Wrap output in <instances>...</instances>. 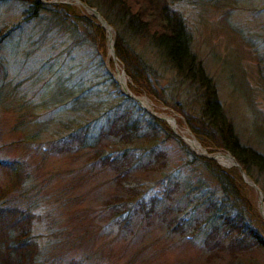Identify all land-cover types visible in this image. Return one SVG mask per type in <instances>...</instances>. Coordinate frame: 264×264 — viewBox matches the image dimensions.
<instances>
[{
	"label": "rangeland",
	"instance_id": "rangeland-1",
	"mask_svg": "<svg viewBox=\"0 0 264 264\" xmlns=\"http://www.w3.org/2000/svg\"><path fill=\"white\" fill-rule=\"evenodd\" d=\"M78 1L38 0L42 4L69 5L75 9V14L89 22L94 20L100 27L86 5ZM171 6L183 17L191 33L192 51L214 82L218 102L239 141L264 153V139L257 132V127L263 125L260 116L264 114V93L255 86L258 84L250 52L252 44L259 50L264 49V0H177L171 2ZM25 11V7L16 2L0 3V28L17 23L20 27L0 51V162L18 163L19 171L28 177L20 191H26L30 197L34 195L33 203L39 204L28 229L30 241L38 252L37 264H234L231 256L220 254L212 257L204 253L197 239L190 241L168 234L161 221V207L151 208L149 205L150 196L160 190L157 186L159 169L162 173L172 172L168 182L172 200L176 202L178 195L183 197L181 189L190 178L182 166L183 153L187 151L197 155L171 130L162 116L173 117L177 129L187 132L197 141L188 123L193 128L205 127L198 123L195 92L177 87L174 73L155 65L152 53L146 49L143 51L137 42L135 51H142L143 60L154 64V70L146 86L141 87V83L134 85L125 76L114 53L112 56L113 44L111 56L108 55V38L111 37L112 43L115 38V29L111 27L109 33L100 27L103 30L101 39L90 32L82 47L72 46L67 52L69 42L57 33L49 32L48 39L41 43V17L25 19ZM83 28L84 31L88 29L86 25ZM58 57L59 60L55 61ZM52 59L53 62L65 60L61 74L73 70V77H82L85 86L91 77L96 76L91 78L90 85L93 84L94 88L89 94L97 101L106 99L105 90L113 93L107 84L102 83L106 76L116 85L118 93L126 97L113 75L116 69L119 70L127 93L134 98L146 99L151 111L164 119L165 122L159 121L177 139V143L166 140L160 131L156 134L155 143L148 146L142 143L138 149L129 148L135 151L128 152V158L131 153L134 157L140 156L136 168L129 170L128 174H112L108 166L93 163L90 157L76 150L42 146L41 139L34 143L25 142L27 134L35 132V126H39L36 122L50 112L41 109L46 106L41 105L44 84L41 77ZM98 60L102 61L98 76L95 72V76H91L94 62ZM136 91L140 93L136 94ZM132 101L149 114V110L143 109L134 99ZM68 116L72 114H65L63 118ZM98 117L91 131L93 134L99 126L105 125L104 117ZM206 145L209 153L200 147L209 157L215 153H227L209 142ZM72 146H77V142L74 141ZM208 160L222 169H235L225 168L213 159ZM140 166H152V170L143 172ZM10 174L0 165V195L3 197L0 200L19 206L22 198L15 190ZM232 178L236 185L233 196L239 200L244 219L248 222V215L254 211L264 223L259 209L260 199L264 203L263 195L253 182L259 181L264 188L262 177L251 170L247 178L258 190L245 183L238 172ZM137 181L152 187L143 188L146 189V196L141 201L145 204L143 208L129 206L137 195L129 194L128 186ZM201 211L198 208L195 212L197 218ZM243 258L254 264L264 262L259 250H253Z\"/></svg>",
	"mask_w": 264,
	"mask_h": 264
},
{
	"label": "trees",
	"instance_id": "trees-1",
	"mask_svg": "<svg viewBox=\"0 0 264 264\" xmlns=\"http://www.w3.org/2000/svg\"><path fill=\"white\" fill-rule=\"evenodd\" d=\"M173 1L177 0H81L86 7L93 8L107 26L115 29L113 53L122 65L125 76L134 85L141 83V87L146 86L154 70V64L143 60L142 51H135L137 42L144 48L143 51L152 53L155 65L174 73L177 87L194 91L197 95L198 123L205 128H193L189 123L188 127L198 144L209 153L206 145L209 142L214 148L227 152L246 173V177H250V171L254 170L264 180V153L239 141L231 121L218 102L214 82L192 51L191 33L183 17L171 6ZM2 2H16L25 7V19L41 17V43L48 39L49 32L57 33L69 42V52L72 46L82 47L84 38L90 32L99 35L100 39L103 37V30L94 20L89 22L80 17L69 5L42 4L38 0H0ZM18 24L0 28V51L12 33L20 28ZM84 25L88 28L86 31ZM250 50L258 84L255 86L264 93V49L259 50L258 46L252 44ZM58 60L59 57L55 58V61ZM49 64L41 77L44 83L41 105H46L41 109L50 111L44 114V117L49 116L36 122L39 126H35V132L27 134L25 142L34 143L41 139L42 146L72 152L76 150L90 157L93 163L108 166L112 174H128L129 170L136 168L140 156L134 157L131 153L128 158V152L135 151L129 148L138 149L142 143L147 146L155 143L158 138L156 134L160 131L166 140L177 143L161 121L147 115L132 99L120 95L109 77L106 76L102 83L107 84L106 87L113 93L105 90L106 99L98 101L91 97L89 93L94 88L93 84L90 85L91 78L96 77L102 61L94 62L90 75L95 77H91L86 86L82 77H73V70L61 74L65 60L53 62L52 59ZM68 113L72 116L63 118ZM97 117H104L105 125L99 126L93 134L91 131L96 126ZM260 119L263 125L257 127V132L264 139V114ZM38 136L41 138H36ZM74 141L77 142L75 147L72 146ZM183 157L182 166L190 176L181 189L183 197L178 195L176 202L172 200L173 194L168 188L172 172L162 173L159 169V179L156 180L160 190L149 198L151 208L161 207V221L167 233L190 241L197 239L204 253L212 257L223 254L231 256L234 264H254L243 257L253 250H259L264 256V223L254 211L248 215L249 223L244 219L239 200L233 196L236 185L232 175L237 173L236 169H222L213 161L187 151H184ZM0 165L11 173L13 186L22 198L19 206L0 200V264H37L38 252L30 241L28 229L39 204L33 203L34 195L30 197L26 191H20L28 177L19 171L18 163L7 161L0 162ZM140 168L143 172L152 170V166ZM193 174L195 177L192 178ZM253 182L261 189L264 202V188L259 181ZM143 188L152 187L138 184V181L128 186L129 194L137 195L129 206H145L141 202L146 196V189ZM198 208L202 209L199 218L195 216Z\"/></svg>",
	"mask_w": 264,
	"mask_h": 264
},
{
	"label": "bare ground",
	"instance_id": "bare-ground-1",
	"mask_svg": "<svg viewBox=\"0 0 264 264\" xmlns=\"http://www.w3.org/2000/svg\"><path fill=\"white\" fill-rule=\"evenodd\" d=\"M73 1H76V0H73ZM107 31L109 33V29ZM108 40H109L108 41V48H109L108 55L111 56V45L113 43H112V39H111L110 36H109ZM113 75H114L115 79L117 80V82L119 83L120 87L122 89H126L125 80L123 78L122 73L119 70L116 69V71L114 72ZM137 99H138L139 103L144 108H146L147 110H149L150 112H152L151 111V107H150V105H149V103H148V101L146 99H144L142 97L141 98L139 97ZM162 117L170 124V126L172 127V129L183 139V141L185 142V144L195 154H198V155H200V154L201 155H207V153L199 146V144L197 143V141L193 137H190L187 132H182V131H179L177 129L176 122H175V119L173 117H168V116H162ZM212 157H213V159L218 164H220L221 166H223L225 168L233 167V165L235 163L234 159L228 153H215ZM259 209H260V212H261L262 217L264 218V203H262V202L259 203Z\"/></svg>",
	"mask_w": 264,
	"mask_h": 264
},
{
	"label": "water",
	"instance_id": "water-1",
	"mask_svg": "<svg viewBox=\"0 0 264 264\" xmlns=\"http://www.w3.org/2000/svg\"><path fill=\"white\" fill-rule=\"evenodd\" d=\"M78 0L74 1L75 3H77ZM79 2V1H78ZM82 6L85 7V5L82 4ZM88 8V7H87ZM89 11L91 12V15L93 18H95L97 20V22H99L100 24V27L103 28V30H105L107 32L109 28V26L106 25V23L104 22V20L98 15V13L93 9V8H88ZM112 52V51H111ZM112 56L114 57L113 53H112ZM121 88V87H120ZM121 92L127 97V98H130V99H134L135 101H137V103H139L138 99L137 98H134L132 95H130L129 93H127V91L125 89H122L121 88ZM140 104V103H139ZM141 105V104H140ZM141 107L143 109H145L142 105ZM152 117L158 119V120H163L161 117H158L156 116L153 112H148ZM165 122V121H164ZM171 128V127H170ZM172 130V128H171ZM174 133V132H173ZM175 134V133H174ZM176 135V134H175ZM197 156L199 157H204V158H207V159H213V157H209L208 155H198L196 154ZM214 160V159H213ZM233 167L237 170L238 174L240 175L241 179L247 183L249 186H251L253 189L255 190H258L257 187L251 182V181H247V177L246 175L244 174V172L242 171V169L240 168V166L235 162ZM261 203V199L259 201Z\"/></svg>",
	"mask_w": 264,
	"mask_h": 264
}]
</instances>
